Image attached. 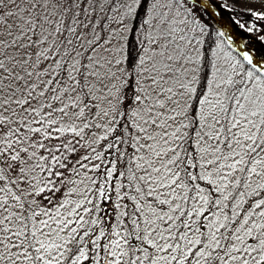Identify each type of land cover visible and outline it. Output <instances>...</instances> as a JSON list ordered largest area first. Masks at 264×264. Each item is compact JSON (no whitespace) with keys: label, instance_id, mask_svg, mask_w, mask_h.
Segmentation results:
<instances>
[{"label":"snow or ice","instance_id":"6c2138e0","mask_svg":"<svg viewBox=\"0 0 264 264\" xmlns=\"http://www.w3.org/2000/svg\"><path fill=\"white\" fill-rule=\"evenodd\" d=\"M0 264H264V0H0Z\"/></svg>","mask_w":264,"mask_h":264},{"label":"trees","instance_id":"16d2710c","mask_svg":"<svg viewBox=\"0 0 264 264\" xmlns=\"http://www.w3.org/2000/svg\"><path fill=\"white\" fill-rule=\"evenodd\" d=\"M225 3H231V0H224Z\"/></svg>","mask_w":264,"mask_h":264}]
</instances>
